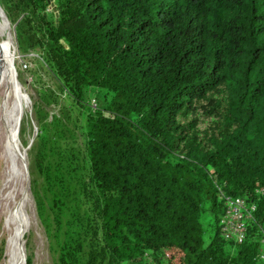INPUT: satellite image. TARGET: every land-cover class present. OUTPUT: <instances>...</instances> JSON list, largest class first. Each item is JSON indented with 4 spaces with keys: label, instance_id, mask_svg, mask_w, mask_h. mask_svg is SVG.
<instances>
[{
    "label": "trees",
    "instance_id": "obj_1",
    "mask_svg": "<svg viewBox=\"0 0 264 264\" xmlns=\"http://www.w3.org/2000/svg\"><path fill=\"white\" fill-rule=\"evenodd\" d=\"M24 3L28 41L41 32L79 98L102 95L82 150L48 129L36 149L57 264H264V0ZM219 186L257 203L241 245Z\"/></svg>",
    "mask_w": 264,
    "mask_h": 264
},
{
    "label": "rangeland",
    "instance_id": "obj_2",
    "mask_svg": "<svg viewBox=\"0 0 264 264\" xmlns=\"http://www.w3.org/2000/svg\"><path fill=\"white\" fill-rule=\"evenodd\" d=\"M1 1L16 30L17 56L11 70L17 84L29 98V107L18 126V143L21 151L26 154V162L24 168L20 162H16L15 166L20 179L26 171L27 182L22 183L20 180L19 186L21 190L25 188L27 200L25 206L16 208L19 223L12 227L13 230L6 228L7 215L0 217V264H6L7 242L17 234L20 226L23 227L22 248L26 259L23 264H28V259L31 264H57L60 256L55 239L58 225L49 208V221L46 222L38 207V196L43 197L47 207L50 206V201L45 191L47 178L35 166L36 149L44 145L43 136L48 129L53 138L65 137L66 143L75 144L82 150L87 115L89 110L98 108L97 101L102 104V95L98 89L87 88L84 97L79 98L55 53L48 49V42L41 32L35 39L28 41L29 33L26 32L33 33L39 29L37 23L31 24L36 16L26 7L24 0ZM5 156L3 142H0V189L4 180ZM21 201L22 197L19 202ZM203 221L205 228L211 229L210 216L205 215Z\"/></svg>",
    "mask_w": 264,
    "mask_h": 264
},
{
    "label": "bare ground",
    "instance_id": "obj_3",
    "mask_svg": "<svg viewBox=\"0 0 264 264\" xmlns=\"http://www.w3.org/2000/svg\"><path fill=\"white\" fill-rule=\"evenodd\" d=\"M15 31L14 25L10 23L0 4V142H3V150L6 153L4 180L0 189V217L7 215L6 228L10 230L19 223V212L16 211V208L25 206L27 200L25 188L21 190L19 186L20 180L22 183L27 182L26 171L20 179L15 170L16 162H20L23 168L24 162H26V154L21 151L18 143V126L29 107V98L17 84L11 70L17 56ZM21 197L22 201L19 202ZM22 231L23 227L20 226L17 234L7 242L6 264H23L24 262Z\"/></svg>",
    "mask_w": 264,
    "mask_h": 264
},
{
    "label": "built area",
    "instance_id": "obj_4",
    "mask_svg": "<svg viewBox=\"0 0 264 264\" xmlns=\"http://www.w3.org/2000/svg\"><path fill=\"white\" fill-rule=\"evenodd\" d=\"M219 190L224 207L223 215L220 219L221 235L224 240L241 245L247 238L248 225L255 222L258 212L257 203L248 198L226 195L220 186ZM260 192L262 193L263 190L260 189L257 194H260ZM260 244L262 251L258 256V261L262 263L264 261V231Z\"/></svg>",
    "mask_w": 264,
    "mask_h": 264
},
{
    "label": "water",
    "instance_id": "obj_5",
    "mask_svg": "<svg viewBox=\"0 0 264 264\" xmlns=\"http://www.w3.org/2000/svg\"><path fill=\"white\" fill-rule=\"evenodd\" d=\"M51 6H54L53 2L51 3Z\"/></svg>",
    "mask_w": 264,
    "mask_h": 264
}]
</instances>
